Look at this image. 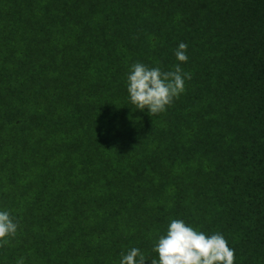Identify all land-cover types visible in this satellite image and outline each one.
Returning a JSON list of instances; mask_svg holds the SVG:
<instances>
[{"label":"trees","instance_id":"trees-1","mask_svg":"<svg viewBox=\"0 0 264 264\" xmlns=\"http://www.w3.org/2000/svg\"><path fill=\"white\" fill-rule=\"evenodd\" d=\"M138 62L191 75L154 116ZM0 211V264H151L173 219L264 264V0H0Z\"/></svg>","mask_w":264,"mask_h":264},{"label":"clouds","instance_id":"clouds-1","mask_svg":"<svg viewBox=\"0 0 264 264\" xmlns=\"http://www.w3.org/2000/svg\"><path fill=\"white\" fill-rule=\"evenodd\" d=\"M187 44L181 42L175 50L179 62H187ZM185 79L189 73L182 71L179 64L174 70L162 71L159 67H148L135 63L127 76V92L130 102L140 111L147 109L149 116L166 110L184 91ZM131 119V117H129ZM18 224L8 211H0V242L7 244L6 237L15 236ZM2 246V245H0ZM153 251L158 259L151 264H234L235 252L228 246L220 233L207 235L185 224L183 220L173 219L168 225L166 235L161 236ZM120 264H146V257L139 248H131L121 253ZM18 264H24L23 259Z\"/></svg>","mask_w":264,"mask_h":264}]
</instances>
